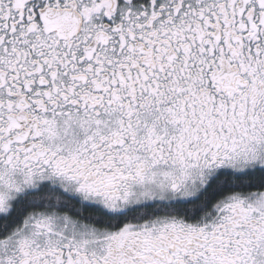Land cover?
Returning <instances> with one entry per match:
<instances>
[{
  "label": "snow or ice",
  "instance_id": "1",
  "mask_svg": "<svg viewBox=\"0 0 264 264\" xmlns=\"http://www.w3.org/2000/svg\"><path fill=\"white\" fill-rule=\"evenodd\" d=\"M0 264H264V0H0Z\"/></svg>",
  "mask_w": 264,
  "mask_h": 264
}]
</instances>
